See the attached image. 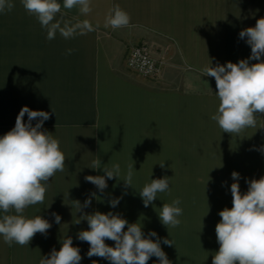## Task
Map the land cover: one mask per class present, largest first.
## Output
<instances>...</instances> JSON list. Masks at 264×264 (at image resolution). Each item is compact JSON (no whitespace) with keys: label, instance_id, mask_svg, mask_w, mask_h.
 I'll return each mask as SVG.
<instances>
[{"label":"crops","instance_id":"obj_1","mask_svg":"<svg viewBox=\"0 0 264 264\" xmlns=\"http://www.w3.org/2000/svg\"><path fill=\"white\" fill-rule=\"evenodd\" d=\"M14 3L11 12L0 13V136L15 126L24 106L49 112L43 128L60 141L66 166L50 178L44 204L26 210L28 217L41 215L52 224L47 236L37 233L23 247H9L0 237V264H39L67 236L80 248L81 264H110L87 257L89 244L77 239L88 224L76 220L95 211L120 213L129 223H140L145 235L155 231L161 240H173L175 246L161 243L172 264H211L219 249L218 213L232 207V172L240 174L242 192L246 179L264 176V114L257 128L239 136L223 133L210 119L219 103L215 80L200 70L209 59L215 66L251 55L239 32L264 17V0H92L88 16L73 9L66 19H88L96 30L71 40L57 34L51 41L20 0ZM117 5L130 15V25L105 28ZM143 44L161 64L159 78H142L126 66L130 50ZM68 49L74 51L69 55ZM98 158L102 166L134 164L133 188L115 208L108 200L122 196L123 181L108 180L101 194L84 179L104 175L89 168ZM164 176L170 191L144 207L139 191ZM88 198L91 205L77 212L75 201ZM177 198L181 223L168 230L157 214ZM53 213L61 216L60 224ZM152 221L158 228L148 224ZM148 264H158L157 258Z\"/></svg>","mask_w":264,"mask_h":264},{"label":"clouds","instance_id":"obj_2","mask_svg":"<svg viewBox=\"0 0 264 264\" xmlns=\"http://www.w3.org/2000/svg\"><path fill=\"white\" fill-rule=\"evenodd\" d=\"M20 3L45 30L49 41L57 34L71 40L96 30L97 26L88 19H66L67 13L73 9L80 16H88L92 12V0H20ZM14 7V0H0V13L11 12ZM130 22V15L117 5L106 17L104 27L118 29L128 27ZM239 38L251 48L247 59L238 63H216L215 66L209 59L208 65L200 70L202 76L212 77L216 83L215 94L219 103L210 119L223 133L237 136L249 128H257L260 115L264 114V17L257 19L254 27L241 30ZM73 51L68 49L67 54ZM49 118V112L24 106L16 117L15 126L0 136V237L9 247L14 243L29 246L37 233L46 237L52 227L41 215L31 218L26 215L30 206L44 204L51 186L50 178L65 171L66 157L60 141L43 128ZM34 120L37 122L33 126ZM133 165L128 164L126 169H122L119 163L102 166L98 158L89 168L102 169L104 175H87L84 179L95 185L101 194L108 188V180L123 181L125 191L122 196L108 200L115 208L127 194L126 190L133 188ZM160 167L164 168L165 163H160ZM231 176L234 181L230 186L232 207H225L218 213L221 219L215 226V233L219 249L212 255L211 264H264V176L246 179L248 187L245 192L240 188V174L233 171ZM168 191L169 177L164 176L144 184L139 196L144 207H148L158 194ZM91 196L95 197L96 193ZM75 203L77 212H83L91 205L92 199H86L83 204ZM180 204L179 198L174 199L171 203H163L158 212L160 222L168 230L181 223L179 217L183 209ZM52 215L55 223L60 224L61 216ZM81 221H87L88 229L79 231L77 239L89 244L86 253L89 258H103L110 264H148L152 257H156L158 264H172L161 243L175 246L173 240H161L155 231L145 235L140 223H129L120 213L84 212L75 223ZM107 240L113 241L114 245L110 246ZM80 252V248L73 245L72 237L67 236L60 249L53 248L47 256L41 257L39 264H81ZM92 264L98 262L93 260Z\"/></svg>","mask_w":264,"mask_h":264},{"label":"built area","instance_id":"obj_3","mask_svg":"<svg viewBox=\"0 0 264 264\" xmlns=\"http://www.w3.org/2000/svg\"><path fill=\"white\" fill-rule=\"evenodd\" d=\"M126 66L136 75L146 79L159 78L161 73V64L152 58L146 44L130 50L126 58Z\"/></svg>","mask_w":264,"mask_h":264},{"label":"rangeland","instance_id":"obj_4","mask_svg":"<svg viewBox=\"0 0 264 264\" xmlns=\"http://www.w3.org/2000/svg\"><path fill=\"white\" fill-rule=\"evenodd\" d=\"M158 215V214H157ZM158 217V216H157ZM148 224L150 225H156V227L158 228V221H152V222H148Z\"/></svg>","mask_w":264,"mask_h":264}]
</instances>
